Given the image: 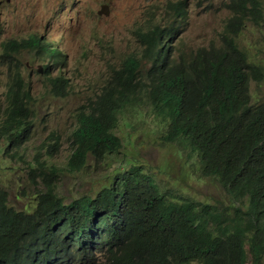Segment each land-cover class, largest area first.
Listing matches in <instances>:
<instances>
[{"label": "trees", "instance_id": "1", "mask_svg": "<svg viewBox=\"0 0 264 264\" xmlns=\"http://www.w3.org/2000/svg\"><path fill=\"white\" fill-rule=\"evenodd\" d=\"M257 2L233 5L218 47L174 57L167 42L173 30L142 35L149 67L144 72L134 55L123 59L101 92L78 108L70 135L67 168L79 173L121 151L115 131L124 112L152 115L164 142L196 154L201 176L217 180L229 209L162 193L138 166L105 176L94 195L65 204L56 193L57 170L46 172L37 161L29 170L40 184L31 212L9 207L0 188V264H264V102L251 105L249 92L264 67L237 45L242 24L235 15L258 16ZM4 47L5 54L26 48L51 61L46 74L61 55L35 35ZM62 82L52 80L57 93ZM31 104L16 78L0 118V140L7 141L5 152L15 148L12 157L28 137ZM48 141L51 157L60 139L52 134Z\"/></svg>", "mask_w": 264, "mask_h": 264}, {"label": "rangeland", "instance_id": "2", "mask_svg": "<svg viewBox=\"0 0 264 264\" xmlns=\"http://www.w3.org/2000/svg\"><path fill=\"white\" fill-rule=\"evenodd\" d=\"M171 1L0 0V118L7 91L16 78H21L32 103L30 131L18 154L11 156L14 147L5 152L7 141L0 140V188L7 194L9 207L25 212L34 209L40 184L35 187L29 170L40 161L46 172L57 170L56 193L65 204L94 195L105 176L111 180L114 174L138 166L162 193L173 192L174 196L182 195L199 204L229 209L230 202L217 180L201 176L196 154L180 142H164L165 133L152 115L123 113L115 131L122 148L106 159L109 164L95 166L91 162L79 173L67 168L76 111L101 92L111 70L126 57L141 58V69L145 72L150 61L144 56L143 32H150L152 26L166 27L168 18L173 16ZM216 1L214 6L207 0H188L187 24L175 38V55L182 54L187 45L199 46L202 35L223 29L229 14L222 9V3L227 0ZM140 3L146 6L139 8ZM262 8L264 12V0ZM145 11L148 18L142 20ZM98 12L102 14L97 15ZM31 35L42 41H49V37L61 53L49 74L43 67L52 62L33 50L20 48L17 53H4V43ZM236 42L249 61L264 66V22L259 25L246 22ZM57 77L63 79L59 93L52 85ZM249 92L251 105L263 103L264 77L259 83L252 82ZM52 134L60 141L58 150L48 157L45 147L53 142L48 141Z\"/></svg>", "mask_w": 264, "mask_h": 264}, {"label": "clouds", "instance_id": "3", "mask_svg": "<svg viewBox=\"0 0 264 264\" xmlns=\"http://www.w3.org/2000/svg\"><path fill=\"white\" fill-rule=\"evenodd\" d=\"M207 1H208V3H210V5H214V6H216L217 3H218V1H216V0H207ZM239 1L240 0H227L226 3H222V9L226 10L228 12V14H229V16L227 17V19H226V21L224 23L223 29H221L219 31H217V30L214 29L211 32V34H209L208 36L206 34L202 35L200 37V40L202 39V41L198 43L199 46L192 45L190 47V46L187 45L185 47L183 53H185V52H193L194 50H196L198 48H203V47L204 48H207V47H209L211 45H214V46L218 47L219 46V42H221V36L225 32V26H226L228 20L230 18H232L233 15H234L233 12H232V7H233V5H236ZM257 1H258L257 2L258 3V10H259V15L258 16L251 15V13L250 12H247V11H245V13L243 14L239 10L235 14L237 17L240 18L241 24H242V28L244 27V25H245L246 22H252L255 25H259L262 22H264V12H263V8H262L263 0H257ZM187 2H188V0H172L170 3H174V4L171 5V8L173 9V16L168 18V23H167L166 27L159 28L158 26H152L151 27V31L150 32H143V35L148 36L151 33L155 32V31H158V30H164L165 31V34H167V33L170 32V30H173L174 38L173 39L170 38V40L168 41L169 38L167 37V42L172 44V40H173V44L172 45L175 48V46H176L175 45V38L178 37L182 33V31L184 29L183 26H185L187 24V17H188V12L186 11V4H187ZM145 6L146 5L143 4V3H140L139 4V8L140 7H145ZM246 7L248 8L249 5H246ZM181 8H183V9L181 10ZM104 9H105V7H102V10H104ZM101 14H102L101 12H98L97 13V15H101ZM148 14L149 13L147 11H145L144 13H142V20H144L148 16ZM242 28L240 29L239 33L236 34V37L240 34ZM236 32H237V30H236ZM232 38H234V35L232 36ZM48 40L49 41H45V43H47L48 45H51V47L53 49L58 50L57 48H54L53 47L52 41H51V39L49 37H48ZM10 41H7L6 43H8ZM6 43H4V45ZM175 53L176 52L174 50L173 56L174 57H177L178 55H175Z\"/></svg>", "mask_w": 264, "mask_h": 264}]
</instances>
